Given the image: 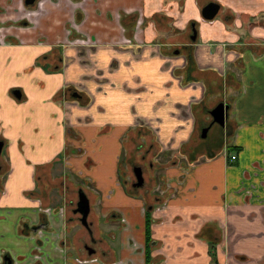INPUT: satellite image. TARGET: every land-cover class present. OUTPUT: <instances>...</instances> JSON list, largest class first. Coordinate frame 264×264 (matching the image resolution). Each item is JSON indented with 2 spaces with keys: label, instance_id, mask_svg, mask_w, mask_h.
<instances>
[{
  "label": "crops",
  "instance_id": "crops-1",
  "mask_svg": "<svg viewBox=\"0 0 264 264\" xmlns=\"http://www.w3.org/2000/svg\"><path fill=\"white\" fill-rule=\"evenodd\" d=\"M22 1L0 0V23H17L6 30L7 40L0 34V242L17 250L0 245V254L12 260L34 249L20 224L37 223L46 208L44 264H143L125 242L141 247L148 204L164 209L151 213L155 264H231L228 250L212 245L215 223L223 220L234 236L232 253L243 264H258L264 258V0H38L30 8ZM210 2L218 12L207 22L200 11ZM61 90L78 99L55 102ZM202 99L228 106L224 126L208 131L217 146L197 143L207 124L205 108L194 112ZM125 142L151 156L154 142L175 152L187 170L169 164L157 200L129 191V164L119 162ZM228 144L237 152L231 166L216 155ZM77 189L89 203L97 243L91 256L83 249L85 231L72 225ZM106 232L119 237V260L113 242L107 246L102 238Z\"/></svg>",
  "mask_w": 264,
  "mask_h": 264
},
{
  "label": "flooded vegetation",
  "instance_id": "flooded-vegetation-1",
  "mask_svg": "<svg viewBox=\"0 0 264 264\" xmlns=\"http://www.w3.org/2000/svg\"><path fill=\"white\" fill-rule=\"evenodd\" d=\"M37 2H38V0H35L33 4L26 6V5H24V0L22 1V3H23L25 8H30V7L34 6ZM76 20H78L77 15H76ZM204 21H206V20H204ZM209 21H211V20H209ZM191 25H193V27H191ZM191 28H194V31H195V24L194 23H190L189 24V28H188V37H187V39H190V40H191V37H192V29ZM129 32L131 33V29L129 30ZM195 35H196V33H195ZM195 35H194V37H195ZM72 37L74 38L73 35H72ZM77 38L82 39V37H80V36L77 37ZM78 42H80L79 45L84 46V47H88L89 48L90 46H92V43H90L88 40H86V41L85 40H79ZM176 52L177 51H175L174 54H176ZM189 59H190V55H189V53H187V55L184 57V63L187 62V61H190ZM186 82H191V84H197V83H193L194 81H186ZM13 94H14V97H15L14 99L18 100V96H19L18 92L14 91ZM77 96H78L77 93L70 92L69 96L66 97V93L63 90H61V93H59V95H58V99L56 100V96H55L54 101L58 102V103L61 101V102H66V103H70L71 104V103H74V101H75L74 99L75 98L78 99ZM201 102H202L203 106L202 107H200V106L195 107L194 108V112H198V111L201 110V108H205L204 114H205V117H206V120H207V124L201 128L200 135H199L200 139H204L207 136L208 131H209L211 126H213V125L215 126L216 125L219 128H222L224 126L225 119L223 120V125L219 126V125H217V124L212 122V119H211V117L209 115V112L217 104L222 103L221 101L213 102V101L209 100V101H206V102L204 101L203 102V99H202V101H200V103ZM210 104H212V105L210 107H207ZM223 106H226L227 109H228V106L226 104H223ZM189 109L191 111V107ZM227 109L225 111V117L227 115L226 114L227 113ZM202 135H203V137H202ZM0 142H2V147H3V141L0 140ZM228 147H230V149H231L230 152H227V148ZM159 152H160L159 154L157 153L156 155H154V158L156 157L154 160L152 159V156L149 153L148 149H145L143 152L142 151H136L135 152L136 154H135L134 160L132 159L133 161L131 160V162H129L130 174H131L132 179H133L129 183V186H128V190L129 191H133V192L134 191H141L143 195H149V196L152 195L153 198H155L156 200H157L158 195L159 196H163V193H164V191L167 188V185L163 186V184H165L164 182H166V180L168 178L167 171H168V168H169V164L170 165L172 163L174 164L173 160L169 161L171 159L169 156H170V154L173 155V157H176L177 155H174L175 152L171 151V152L168 153L167 150H162V149H160ZM223 152H225V155H224L225 164L228 165V166L233 165L234 162H235V159H236V155H237V152L235 151V148L232 147V146H229V144H228L227 147H224ZM138 155H139V157H138ZM137 157L139 159L138 160L139 163L135 162V161H137V160H135V159H137ZM123 160H124V155H122V158H119V162H121ZM155 160H156V162H155ZM178 161H179L178 159L175 160V162H177V163H178ZM64 162L66 164L67 161L64 160ZM155 165H156V174H157L156 177H155L156 178L155 181L157 182V184L153 185L152 187H150L148 189L145 186L144 174L145 173H149L150 170L155 167ZM178 165H179V169L180 168L182 169V170L180 169L182 174L185 173V170H187V168L185 167V169H184V164L180 161L178 163ZM135 175H136V177H135ZM242 177L244 179H246L247 174L243 173ZM149 179L151 180V177ZM178 180L181 181L182 180V176H179ZM163 187L165 188L164 191L162 189ZM79 190H81V189H77V191H79ZM240 190H241V192H243V191L246 192L247 191V189H245V190L240 189ZM84 196L87 199L85 194H84ZM249 196H251V195H249V194H245L244 195V197L247 198V199H250ZM87 202H88V199H87ZM45 209L46 208H42L40 210L39 215H38V222L37 223L28 224V221L27 222L24 221L23 223L20 224V233L23 234V235H26V236L29 234V236L34 240V243H35L34 249L31 250L29 256L27 257L28 259L26 258L25 261H23L22 264H44V262H47L49 260L48 259V255L45 254L44 251L42 250V243H41V238H40V234L43 232V230L45 232H47L46 230H48L47 229V222H46L47 215L44 212ZM143 210H144V212H143L144 232H143V243H142L141 247L140 248L136 247L134 245V242H133L132 239L126 241L125 242V246L127 248L132 249V252L134 254L140 253V255L142 257L143 264H145V260H144V257H145L144 256V250L145 249H144V246L149 241V247H150L151 250L149 251L148 255L150 256L151 260L147 264H155V263H158L160 261V258L152 257L151 253L156 247H158L159 243L156 242L155 240H153L152 236H151L150 226H151V224L153 222V220L151 218V213H153V212L161 213V212L164 211V209H163V207L161 205L157 206V207H152V205L144 204ZM88 213H89V203H88V212L86 213V216H85V219H84L85 226L81 225V223L79 222V219H81V216H79V215H78V223L80 224L81 228L85 231L86 237H87V241H88V243H85L83 245V249H84V251L86 252V254L88 256H91V255H93L96 252L95 246L97 247V243L95 242V239H93V237L91 235V229H90L91 222L87 221ZM73 214H75V213H73ZM116 221L118 223H120V224L124 223L123 222L124 220L122 218L119 219V220H116ZM155 223H159V221L155 220ZM221 223L220 224L219 223H215V227H216V231L218 233V237L213 241L214 242L212 244L213 247L216 248L217 244H220L222 246V250L224 252H225L226 249L228 250V255L230 256V260L231 261L234 258L237 259L240 262L244 261V259L241 256H236L234 253H232V250L230 249V244L228 243V240H227L228 236L231 234L230 233V229L229 228L228 229L225 228V225H221ZM145 228H146L147 235H148L147 240L145 238ZM107 234L108 233L106 232L103 235L102 238L106 242L107 246H110L111 243L113 242L112 248H114V250L116 252V255H117L116 258H117V260H119L118 252L120 251V249H122V245L119 242V237H116L114 239V238L111 237L110 233L108 235ZM199 236L197 235V238H199ZM200 238L202 239L201 236H200ZM3 258H6V260L4 261ZM66 262L67 261H65L64 263L66 264ZM258 262H259L258 264H264V258L261 261H258ZM67 263L70 264L69 262H67ZM120 263L121 262L115 263V264H120ZM0 264H14V263L8 257V255L6 253H1L0 254ZM102 264H108V263H102Z\"/></svg>",
  "mask_w": 264,
  "mask_h": 264
},
{
  "label": "rangeland",
  "instance_id": "rangeland-1",
  "mask_svg": "<svg viewBox=\"0 0 264 264\" xmlns=\"http://www.w3.org/2000/svg\"><path fill=\"white\" fill-rule=\"evenodd\" d=\"M22 5H23V3H22ZM24 7V6H23ZM1 12V11H0ZM12 16H15V15H13L12 14ZM3 22L2 23H0V34L1 35H3L4 36V39L6 38V37H8L7 36V34L9 33H7L6 34V30H8V27H14L15 28V26H17V23L16 22H6L5 20H2ZM5 40H7V39H5ZM10 41V40H9ZM212 104H210V105H208L209 107L211 106ZM153 143V144H152ZM151 143V147H152V159L154 160L155 158H154V154L156 155L157 153L159 154L160 152H159V149L156 147V145L154 144V142H152ZM197 143H199V146H201L202 148H205V147H208V146H217L218 145V143H217V137H215L214 135L213 136H211L210 134H207V136L204 138V139H200V138H198L197 139ZM124 144H126V146H127V142H125ZM148 144H150L148 141L146 142V141H144V142H142V146H147ZM212 148H214V147H212ZM217 151V150H216ZM135 151L134 150H132L131 149V147L129 146H127L126 147V149L122 152V154H121V156H120V158H122V155H124V160L123 161H121L120 162V164L121 165H124V164H129V160L128 159H133L134 160V157H135ZM217 154H220V156H224L225 155V152H220V153H216V155ZM138 157H139V155H138ZM138 157H137V159H135V160H137V161H135V162H138ZM171 159L169 160V161H171V160H173L174 161V163H175V160H177V158H178V156H176V157H173V155H170L169 156ZM155 162H156V160H155ZM139 163V162H138ZM159 174V173H158ZM156 165H155V167L153 168V169H151L150 170V176L149 175H147L146 174V179H148V178H150L151 177V180L150 181H146V183H147V185H148V187L147 188H150V187H152L153 185H156L157 184V182L155 181L156 180ZM65 198V197H64ZM69 199H71V200H69ZM65 200L68 202V201H72L73 202V198L72 197H70V198H68V199H66L65 198ZM73 206H74V203H71L70 205H69V208H68V206H67V208L66 209H68V212L71 210V208H73ZM92 207H94V205H92ZM240 215V214H239ZM74 216V220H75V222L72 224V225H76V223H77V225H80L79 223H78V215H73ZM72 216V217H73ZM238 217H240V216H238ZM223 224H225L226 222L223 220V222H222ZM81 227V226H80ZM228 227H230L229 226V224H228ZM257 236H262L261 235V233H258L257 234ZM93 237V239H95L96 237H94V236H92ZM103 237V236H102ZM233 240H234V236L233 235H229L228 236V243L230 244V246L232 247V243H233ZM95 242H96V240H95ZM86 243H88V242H86ZM94 244V243H93ZM92 244V245H93ZM0 245H5V244H3V243H1L0 242ZM5 246H8L7 244L5 245ZM8 247H10V248H13V249H15V250H17V247H13V246H8ZM96 247V246H95ZM231 249V248H230ZM29 251V252H28ZM30 252H31V249H28L27 251H26V254L25 255H20V256H13L14 258L12 259V260H15L18 264H22L23 263V261H25V259L29 256L28 255V253L30 254ZM97 258L100 260V263L101 262H103V260L102 259H100L98 256H97ZM28 259V258H27ZM115 259H116V257H115ZM230 259V256L228 255V260ZM243 261H238L237 259H232V262H231V264H243L242 263Z\"/></svg>",
  "mask_w": 264,
  "mask_h": 264
},
{
  "label": "water",
  "instance_id": "water-1",
  "mask_svg": "<svg viewBox=\"0 0 264 264\" xmlns=\"http://www.w3.org/2000/svg\"><path fill=\"white\" fill-rule=\"evenodd\" d=\"M35 0H24V5L28 6L34 3ZM218 12V5L215 3H208L206 4L200 11V16L203 20L209 21L212 20L215 15ZM191 27H193V25H191ZM192 29V37L191 40L194 39V35H195V31L194 28ZM74 96V95H73ZM227 107L223 106L222 103L217 104L210 112L209 115L212 119V122L222 126L223 125V120L225 119V111H226ZM204 132V131H203ZM203 137V135H202ZM2 149V142H0V152ZM135 174V173H134ZM136 177V175H135ZM76 208L73 211V213H77L79 216H81V219H79V222L81 223V225L85 226V216L86 213L88 212V202L87 199L85 198L84 194L82 193L81 190L78 191V196H77V203H76ZM38 229V228H37ZM3 260L5 261L6 258H3Z\"/></svg>",
  "mask_w": 264,
  "mask_h": 264
},
{
  "label": "trees",
  "instance_id": "trees-1",
  "mask_svg": "<svg viewBox=\"0 0 264 264\" xmlns=\"http://www.w3.org/2000/svg\"><path fill=\"white\" fill-rule=\"evenodd\" d=\"M71 1H73V2H76V1H78V0H71ZM126 35H128V37H130L131 36V33L129 32V31H126ZM231 151V149H230V147H228L227 148V152H230ZM200 236H201V234H200ZM145 238H146V240H147V238H148V235H147V231H146V228H145ZM144 260H145V264H147L148 262H150V260H151V258H150V256L148 255L149 254V251L151 250L150 249V247H149V241L147 242V244L144 246Z\"/></svg>",
  "mask_w": 264,
  "mask_h": 264
}]
</instances>
